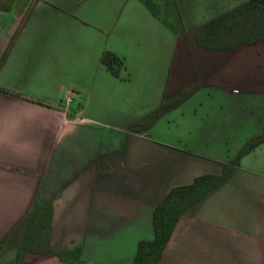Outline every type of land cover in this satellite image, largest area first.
<instances>
[{
  "label": "crops",
  "instance_id": "0c3cea01",
  "mask_svg": "<svg viewBox=\"0 0 264 264\" xmlns=\"http://www.w3.org/2000/svg\"><path fill=\"white\" fill-rule=\"evenodd\" d=\"M31 1L0 8V61ZM163 19L144 0L36 3L0 65V264H131L172 187L220 174L264 134V41L203 48ZM48 200L49 252L6 245ZM157 264H264V140L179 218Z\"/></svg>",
  "mask_w": 264,
  "mask_h": 264
},
{
  "label": "trees",
  "instance_id": "16d2710c",
  "mask_svg": "<svg viewBox=\"0 0 264 264\" xmlns=\"http://www.w3.org/2000/svg\"><path fill=\"white\" fill-rule=\"evenodd\" d=\"M15 1L0 0V8L11 9ZM38 1H31L1 58L0 65ZM144 1L153 12L160 14L149 0ZM193 35L195 42L200 47L226 51L264 41V0H245L238 3L196 26L193 29ZM100 61L113 76L120 75L123 61L115 53L108 50L103 51ZM193 89L190 88L174 98L163 101L157 108L132 123L129 130L141 131L145 129L164 110L178 104ZM263 140L264 134L248 140L235 159L223 165L220 174H201L195 176L189 184L172 187L154 207L152 217L154 237L151 240H140L137 243L136 253L131 264H157L179 218L193 204L223 182L231 173L233 166L238 164L240 157ZM52 210V200L43 204L34 203L22 221L9 234L6 245L13 246L20 251L49 252ZM78 254V249L56 253L62 258L70 255L74 258Z\"/></svg>",
  "mask_w": 264,
  "mask_h": 264
},
{
  "label": "rangeland",
  "instance_id": "374dc122",
  "mask_svg": "<svg viewBox=\"0 0 264 264\" xmlns=\"http://www.w3.org/2000/svg\"><path fill=\"white\" fill-rule=\"evenodd\" d=\"M175 31H190L218 13L245 0H149Z\"/></svg>",
  "mask_w": 264,
  "mask_h": 264
}]
</instances>
